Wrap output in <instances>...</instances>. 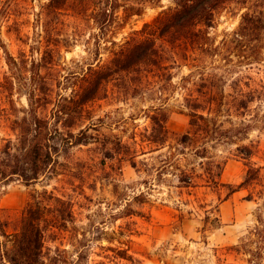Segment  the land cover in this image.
<instances>
[{"label": "rangeland", "instance_id": "1", "mask_svg": "<svg viewBox=\"0 0 264 264\" xmlns=\"http://www.w3.org/2000/svg\"><path fill=\"white\" fill-rule=\"evenodd\" d=\"M46 2L25 1L24 10L17 14L19 26L0 24V42L18 61L16 67H8L0 46V113L5 108L12 112L29 109L30 62L43 56L39 80L45 87L40 92L36 89L31 101L37 114L50 117L57 101L80 91V78L89 66L107 63L110 41H123L172 6V0H157L144 6L140 16L129 18L119 8L112 27L101 34L89 16L92 3L84 2L88 10L82 11L79 2L69 1L57 18V47L52 51L43 46L44 38L35 24L34 14ZM261 7L264 0L228 4L214 14L211 27L202 28L187 46L159 40L170 67L136 78L133 84L143 89L140 95L123 99L110 84L103 99L76 109L64 127H59L85 141L71 149L59 147L56 176L29 186L16 180L0 182V216L6 231L16 229L30 197L45 189L68 202L72 212L70 232L54 241L46 239L45 247L51 254L56 248L65 249L73 258L81 250L84 255L78 264H264V123H257L253 131L251 127L246 139H233L235 144H208L204 157L193 147L179 144L188 129L184 99L201 78H222L227 100L239 96L238 89L229 87L234 80L244 92L264 84V71L239 63L236 56L230 55L229 63L222 56L229 48V54L235 52L232 41L241 14ZM185 51L191 54L187 61L179 59ZM172 54L177 58L174 64ZM5 76L11 85L5 83ZM160 106L167 112L169 132L162 145L152 143L156 134L150 120L152 109ZM253 106L264 122V99L251 102L233 121L252 124ZM8 126L0 121L1 145L3 139H14ZM250 143L257 147L251 161L261 168L260 179L228 196L246 175L236 145ZM210 160L224 163L221 185L207 183ZM180 178H190V185ZM252 191L253 200L246 201ZM126 208L132 215H123ZM118 248L126 249L130 259H115L111 250Z\"/></svg>", "mask_w": 264, "mask_h": 264}, {"label": "trees", "instance_id": "2", "mask_svg": "<svg viewBox=\"0 0 264 264\" xmlns=\"http://www.w3.org/2000/svg\"><path fill=\"white\" fill-rule=\"evenodd\" d=\"M25 1L32 0L0 2V24L10 22L11 27L19 26L17 14L24 10ZM69 1L79 2L82 11L88 10L82 4L86 1L91 2L89 16L100 33L105 34L116 20L115 13L119 8L123 9L125 18L140 16L144 6L157 0H47L39 6L37 13L34 14L31 9L36 17V28L40 29L44 38L42 44L45 49L50 48L53 51L57 47L54 39L57 18L69 7ZM120 1L123 4H120ZM235 1L244 0H172V6L162 10L152 23L144 24L141 30L132 32L121 42L110 41L112 49L107 63L89 66L87 72L80 78V91L69 98L57 101L50 117L37 114L31 101L34 91L37 89L40 92L45 87L39 80L40 62L44 57L42 56L39 61H31L28 70L32 86L30 98H27L29 109L12 112L6 111L5 108L0 113V121L9 125L8 128L14 138L13 141L11 138L3 139L4 145L0 142V182L9 183L16 180L29 186L56 176L54 166L59 156V147L71 149L85 141L77 134L64 131L59 125L64 127L76 109H82L90 102L103 99L110 84L118 89L123 99L140 95L143 89L133 84L136 78L139 80L141 75L154 74L155 71L159 74L170 67L167 56L162 52L163 44H158L159 40L168 39L165 41L167 44L179 42L178 46L193 43L202 28L211 27L214 14ZM234 36L232 42L235 52L229 54V50L232 49L229 48L227 53L222 55L223 60L229 63V57L233 55L240 60L239 63L252 64V68L263 72L264 8L247 9L243 12ZM0 46L8 67L11 69L13 66L16 67L18 61L9 55L1 42ZM190 55L185 51L179 59L187 61L191 58ZM171 57L174 64L177 58L175 54ZM5 83L11 85L8 76H5ZM224 85L222 78L211 75L208 78H201L198 83H194L193 89L187 90L184 102L188 110V129L180 136L179 144L193 147L198 155H205L207 145L210 143H213L211 147H214L217 144H235L233 139L244 140L251 127L253 131L257 123H264L263 119H259L254 113L256 109L254 106L252 124L243 122L236 124L233 121V117L239 118L240 112L245 113L251 102L264 99V84L244 92L239 81L234 80L229 87L232 90L238 89L239 96L231 100H227L222 93ZM37 100H40V96H37ZM8 103L12 105V100ZM167 119V112L162 106L152 109L150 120L152 132L156 134L152 143L162 145L166 142L169 135L165 127ZM235 151L244 162L246 175L238 186L229 190L228 196L243 187H250L251 184L254 186L260 179L261 168L251 161L257 147L253 143L236 145ZM209 164L212 166L206 169L207 183L221 185L219 181L224 163L214 164L210 160ZM179 181L187 185L191 183L190 178H180ZM253 197L252 191L245 200L251 201ZM138 199L142 198H134L136 201ZM123 213L128 217L132 215V210L126 208ZM70 224L72 212L68 202L45 189L35 191L22 210L16 229L11 233L6 231L7 224L0 216V239H3L0 241V264H78L84 255L81 250L76 252L73 258L65 249L56 248L54 254H51L50 249L45 247L46 239L54 241L64 233H69ZM70 245L74 247L73 244ZM111 251L114 252L115 259H130L126 249L118 248Z\"/></svg>", "mask_w": 264, "mask_h": 264}, {"label": "crops", "instance_id": "3", "mask_svg": "<svg viewBox=\"0 0 264 264\" xmlns=\"http://www.w3.org/2000/svg\"><path fill=\"white\" fill-rule=\"evenodd\" d=\"M236 193V192H235ZM235 193H233V194H235Z\"/></svg>", "mask_w": 264, "mask_h": 264}]
</instances>
